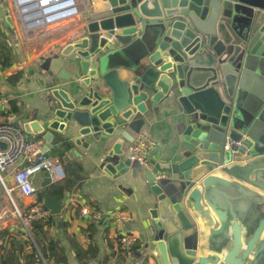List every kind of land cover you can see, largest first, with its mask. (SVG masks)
<instances>
[{
  "label": "water",
  "instance_id": "water-1",
  "mask_svg": "<svg viewBox=\"0 0 264 264\" xmlns=\"http://www.w3.org/2000/svg\"><path fill=\"white\" fill-rule=\"evenodd\" d=\"M83 4L74 39L36 65L47 111L23 128L44 138V151L67 143L54 132L72 131L86 148L112 138L100 168L113 177L138 165L123 149L138 114L171 112L142 174L155 197L143 220L148 259L264 264V0Z\"/></svg>",
  "mask_w": 264,
  "mask_h": 264
},
{
  "label": "crops",
  "instance_id": "crops-1",
  "mask_svg": "<svg viewBox=\"0 0 264 264\" xmlns=\"http://www.w3.org/2000/svg\"><path fill=\"white\" fill-rule=\"evenodd\" d=\"M76 2L79 9L77 15L56 22L45 30L32 32L36 37H42L41 42H32L24 58L18 55L19 61L14 63L17 65L16 69L10 71L9 68L0 72V98H10L9 109L0 110V120L14 117L22 127L27 117L41 121L47 111L45 97L48 91L36 65L51 50L74 39V33L81 25L84 14L83 0ZM0 25L7 38L13 33L20 36V30L23 31L12 0H0ZM12 50L16 52L15 48ZM11 68H14L13 65ZM19 70H22L21 78L15 77ZM137 117L138 122L127 128L128 133L135 137L138 132H146L163 147L174 122L171 112L160 111L155 114L148 110ZM30 134L42 137L35 132ZM54 134L56 137H68L65 145H59L57 140L54 143L53 139L47 150V154L62 164L65 179L50 183L46 186L48 190L41 195V192H37L44 189L42 183L45 176L42 171L38 185L35 184L37 191L32 196H24L16 189L12 191L14 202L25 210L36 203H47L52 207L49 208L53 213L38 220L41 226L37 225L32 230L33 235L36 234L45 246L48 255H51L49 263L44 260V264H158L153 259L149 260L145 251L150 231L143 220L150 216L149 209L152 205L148 201L155 198L146 188V181L142 177L146 168L133 163L128 173L109 176L100 168V163L103 154L115 140L111 138L109 144L102 148L95 141L86 148L74 142L72 131ZM131 142L125 139L123 143L125 156H129ZM133 168L138 171L136 176L132 174ZM8 177L13 183L11 187H14L11 170ZM36 178L35 176L34 183ZM9 201L7 191L4 192L0 185V264H39L32 257L33 239L11 211ZM83 208H87L89 213L82 214ZM118 212L128 213L130 221H118L111 217ZM96 214H100L99 219L95 217ZM125 232H133L139 239L130 251H126L127 256L122 258L124 250L119 248V237ZM49 241L56 243L52 250L48 249ZM60 249L64 251L63 254ZM79 251L89 253L80 257Z\"/></svg>",
  "mask_w": 264,
  "mask_h": 264
},
{
  "label": "built area",
  "instance_id": "built-area-1",
  "mask_svg": "<svg viewBox=\"0 0 264 264\" xmlns=\"http://www.w3.org/2000/svg\"><path fill=\"white\" fill-rule=\"evenodd\" d=\"M12 2L24 33L45 30L48 26L79 13L76 0H12ZM9 107L10 98L1 97L0 110L6 111ZM15 122L14 117L0 120V143H6V147L0 145V182L5 185L13 202L12 191L14 189L27 197L37 191L34 177L40 171L49 172L51 183H58L66 177L62 164L44 151V138L31 136ZM158 144V141L148 133L139 132L129 147L131 161L146 169H151V151ZM228 147L229 142L226 143V148ZM7 170L12 171L14 187L6 185L7 179L4 172ZM87 213L89 210L83 208L82 214ZM18 214L26 225V233L33 239V223L49 216L50 210L36 203L30 206L25 214H22L20 210ZM95 217L99 219L100 214H96ZM111 217L118 221H130L131 219L130 215L125 212L113 213ZM138 239V235L133 232L123 233L119 237L120 250L130 251L137 244Z\"/></svg>",
  "mask_w": 264,
  "mask_h": 264
},
{
  "label": "trees",
  "instance_id": "trees-1",
  "mask_svg": "<svg viewBox=\"0 0 264 264\" xmlns=\"http://www.w3.org/2000/svg\"><path fill=\"white\" fill-rule=\"evenodd\" d=\"M18 61H19L18 55L14 53L12 48L8 46L6 33L1 29V25H0V72L11 68L12 65ZM21 75H22V70H19L17 71L15 77L21 78ZM47 190L48 189L44 187L43 191H41V195ZM37 225L38 227L41 226L39 225L38 221H35L33 223V230H34V227H36ZM33 239L34 240L31 241V245L33 248L32 257L39 264H44V260H46L49 263V261L51 260V255H48V252L45 250V246H43L42 242L38 240L36 234L33 235ZM55 245H56L55 242L49 241L48 249L49 250L54 249L56 247ZM60 250H61V253L63 254L64 251L62 249ZM88 253L89 251L86 253L79 251L78 255H80V257H83V255H86ZM121 254H122V258H125L127 256L126 251H122Z\"/></svg>",
  "mask_w": 264,
  "mask_h": 264
},
{
  "label": "rangeland",
  "instance_id": "rangeland-1",
  "mask_svg": "<svg viewBox=\"0 0 264 264\" xmlns=\"http://www.w3.org/2000/svg\"><path fill=\"white\" fill-rule=\"evenodd\" d=\"M36 36H37L36 34L24 33L23 31L20 30V36L18 34H14V33L9 34L7 41H8L9 46L12 47V49L15 48L16 52H14V53H16L17 55H21V57L23 56V58H24L25 57L24 55H25L26 51L30 49L32 42H33V44H38L39 42H41L40 40L42 39V37H36ZM32 40H34V41H32ZM35 49H37V48L35 47ZM14 69H16V67L10 68V71H13ZM15 124L20 125V123L18 121H16ZM8 172H9L8 170L4 172L6 179H7L6 185L11 187V186H13V183L11 180H9V177H8L9 173ZM35 176L37 177L35 180V184L38 185V182L40 181V177H42V171L38 172ZM0 183H1L0 184L1 188H3V191L6 192L5 185L2 182H0ZM41 191H38L37 193H40ZM9 202L12 205V206H10L12 208L11 211L14 212L15 217L18 219V222L25 228L26 225L24 224L22 218L19 216L18 210H20L22 214H25L28 210L21 208L16 203H14L11 199ZM29 204H30V202H28V205ZM30 206H29V208H30Z\"/></svg>",
  "mask_w": 264,
  "mask_h": 264
}]
</instances>
